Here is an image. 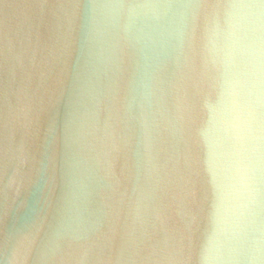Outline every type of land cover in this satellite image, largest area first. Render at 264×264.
<instances>
[{
    "label": "water",
    "instance_id": "1",
    "mask_svg": "<svg viewBox=\"0 0 264 264\" xmlns=\"http://www.w3.org/2000/svg\"><path fill=\"white\" fill-rule=\"evenodd\" d=\"M0 264H264V0H0Z\"/></svg>",
    "mask_w": 264,
    "mask_h": 264
}]
</instances>
